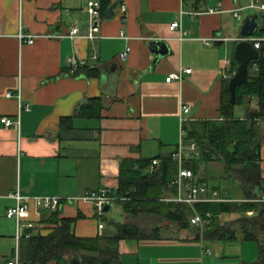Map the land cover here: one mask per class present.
Segmentation results:
<instances>
[{
	"label": "crops",
	"instance_id": "1",
	"mask_svg": "<svg viewBox=\"0 0 264 264\" xmlns=\"http://www.w3.org/2000/svg\"><path fill=\"white\" fill-rule=\"evenodd\" d=\"M90 1H98L102 8L99 32L92 39ZM115 3L114 16L106 18L105 12ZM250 3L0 0V264L17 255L20 264H28L30 240L17 243L16 222L7 218L9 208L17 205L13 195L61 201L57 211L40 214L30 201L33 236L44 235V212L59 211L62 218H77L73 230L77 237L97 238L111 236V227L104 222L106 211L99 215L95 205L83 198L103 190H110L114 199L109 211L114 203L122 208V220L114 222L137 226L150 237L120 241L115 247L119 264H258L257 239L246 238L236 223L243 216H255L254 212L218 215L220 227L231 228L236 235L206 240L197 231L203 234L210 228L213 215L202 216L195 206L209 202L192 206L180 202L179 197L186 195L176 184L180 170H192L194 186L208 185L227 200L211 203L248 202L237 181L233 198L218 181L214 184L201 175L202 164L196 163L199 153L190 158L195 152L186 145L184 126L223 119L224 84L238 70L236 45L242 40L254 45L264 38V13L245 10ZM255 16L263 19L257 21L256 33L244 38L246 20ZM175 22L179 28L172 30ZM75 28L80 32L71 37ZM32 39L34 43H28ZM124 52H128L126 60L120 57ZM73 59L76 66L71 65ZM187 69L192 72L183 74L182 80L167 82L171 74ZM10 93L13 97L8 98ZM18 96L29 110L20 112ZM184 107L189 108L187 114ZM256 107L255 100L237 106L235 116L241 111L238 118L244 119ZM5 117L20 118L21 125L7 128L1 122ZM259 126L264 136V121ZM179 153L181 161L176 157ZM167 159L177 165L169 185H175L177 192L163 191L162 201L192 207L191 219L210 215L209 224L184 228L162 216L125 212L126 201L117 194L124 164L149 162L141 170L143 179L162 169ZM156 160L159 165L153 166ZM260 160L264 180V142ZM207 197L213 199L212 192ZM140 219L159 223L149 222L143 228Z\"/></svg>",
	"mask_w": 264,
	"mask_h": 264
},
{
	"label": "trees",
	"instance_id": "2",
	"mask_svg": "<svg viewBox=\"0 0 264 264\" xmlns=\"http://www.w3.org/2000/svg\"><path fill=\"white\" fill-rule=\"evenodd\" d=\"M260 59L250 64L249 83L237 87L236 103L231 104L229 83L224 84L221 112L223 119L210 121H194L185 124L186 145L196 143L199 157L197 164L213 161L222 162L227 174L237 181L245 192L248 202L238 204L200 203L195 206L197 212L206 216L211 214L212 224L203 234L197 231L198 237L206 240L227 237L234 238L236 231L220 227L218 215L244 214L254 212L251 218L241 217L237 220L240 230L248 239H257L260 248L258 264H264V180L260 165V149L264 142L259 123L264 120V43H262ZM236 64V63H235ZM257 66V70L254 69ZM257 102L255 110L240 119L235 116L237 106ZM136 166L140 170L136 171ZM149 162H128L121 173V187L117 193L125 199L124 210L133 216L143 213L162 216L177 222L186 228L191 224L194 215L192 207L173 202H164L163 191L177 192L171 186V175L176 172L177 165L172 159L164 162L162 169L141 178V170L146 169ZM121 201V199H120ZM77 218H62L61 212H44L42 223L50 224L49 234L41 233L33 236L28 245V264H69L75 260L78 264H119L115 247L122 240H140L150 238L141 228L130 224H119L111 221V236L97 238H79L74 234ZM95 254V255H91Z\"/></svg>",
	"mask_w": 264,
	"mask_h": 264
},
{
	"label": "built area",
	"instance_id": "3",
	"mask_svg": "<svg viewBox=\"0 0 264 264\" xmlns=\"http://www.w3.org/2000/svg\"><path fill=\"white\" fill-rule=\"evenodd\" d=\"M254 10V11H259L264 13V2L261 0H251V3L245 8V10ZM125 10V8H123ZM244 10V9H242ZM88 14L90 18V34L89 37L95 38V35L99 32V21L102 16V8L101 4L98 1H90L88 4ZM235 17L238 20L242 19V16L238 13L235 12ZM179 28V24L177 22L173 23L171 25L172 30H177ZM79 29L75 28L72 30L71 37H75L77 34H79ZM22 37V36H21ZM255 48L259 50L262 46V43H264V38L255 40ZM28 43L32 44L34 43V40H30ZM121 59L126 60L128 57V52H124L121 54ZM78 63L76 60L71 61V65L76 66ZM255 69L257 70V66H255ZM192 72L191 69H187L184 71L180 72H175L171 74L167 78V82L171 83L172 81H179L182 80L183 74H190ZM8 98L13 97L12 94H8ZM19 101H20V112L23 111L24 109L29 110L27 107H23L21 96H18ZM189 112V108L184 107V113L187 114ZM2 124L9 128V127H19L21 125L20 118L17 120L12 119V118H2L1 120ZM191 150L195 152L190 156V158H195V156L198 155L197 153V145L196 143H191ZM177 159L178 161L182 160V154H177ZM159 162L156 160L153 162V166H158ZM195 178L194 173L192 170H187L183 169L180 170L179 172V177L176 182V184L183 189L182 191L185 192V197H179V201L182 203H186L188 205H193L195 203L199 202H225L227 200L223 198H219L220 193L216 190L210 189L208 185H193V179ZM212 192V197L208 198V194ZM16 202L17 205L15 207L9 208L7 211V218L10 220H14L17 225V233H16V241L19 243L21 240H30L33 237L32 230L35 231V225L31 222H29L30 218V201H33L36 209L38 210L39 214L43 210H51V211H57L59 206L61 205V201L56 198H51V197H44V198H32V200L28 199L27 197L22 196L20 193H16L15 195L12 196ZM86 201H90L95 205L96 212L99 215L104 214L105 208L112 203L114 200L111 197V192L110 190H103L99 192H90L86 194L83 198ZM211 216L208 215L207 218H203L199 215H196L191 219V223L193 225H200L204 226L206 224L210 223ZM104 226L100 225V229H103ZM7 264H20L19 257L18 255L12 258L7 262Z\"/></svg>",
	"mask_w": 264,
	"mask_h": 264
},
{
	"label": "water",
	"instance_id": "4",
	"mask_svg": "<svg viewBox=\"0 0 264 264\" xmlns=\"http://www.w3.org/2000/svg\"><path fill=\"white\" fill-rule=\"evenodd\" d=\"M118 7V3L113 4L106 12L105 17L110 19L115 14V9ZM263 19V17L255 16L253 18H248L246 24L242 30V36L244 38L252 36L256 33L258 28V20ZM163 52L158 50V54ZM260 59V51L257 50L254 45L247 40L240 41L235 48L234 60L238 66V70L235 76L232 78L229 84V90L231 93V104L236 103V89L242 85L249 83L250 75V64L254 61ZM106 212L109 211V207L105 209ZM69 264H78L75 260H70Z\"/></svg>",
	"mask_w": 264,
	"mask_h": 264
},
{
	"label": "rangeland",
	"instance_id": "5",
	"mask_svg": "<svg viewBox=\"0 0 264 264\" xmlns=\"http://www.w3.org/2000/svg\"><path fill=\"white\" fill-rule=\"evenodd\" d=\"M238 109H240V107H238ZM240 112L241 111H239L237 113L238 117L241 115ZM262 121H264V120H262ZM201 175H203L208 181H212V183H214V184H216L218 181L219 184L222 185L223 189L226 192L230 193V196L233 198L235 197L236 192H238L237 188L239 187V184H237V182L232 180L231 177L227 176L225 167H224L223 163H221V162L215 161V162L202 163ZM209 185H211V184H209ZM121 215H122L121 206L117 203H114L111 206V210L105 213L104 222L110 223L111 221L122 220ZM140 221L142 222L141 219H140ZM130 222L133 223L132 220ZM149 222H151L154 225H157V223H159L158 219L147 221V222H142L143 228L147 227V224L148 225L151 224ZM52 226L53 225L46 224L44 235L49 234L52 231V229H51Z\"/></svg>",
	"mask_w": 264,
	"mask_h": 264
}]
</instances>
